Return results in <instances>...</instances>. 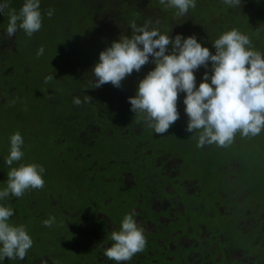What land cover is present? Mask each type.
Masks as SVG:
<instances>
[{
  "label": "trees",
  "instance_id": "16d2710c",
  "mask_svg": "<svg viewBox=\"0 0 264 264\" xmlns=\"http://www.w3.org/2000/svg\"><path fill=\"white\" fill-rule=\"evenodd\" d=\"M3 2L4 0H0V3ZM24 2L25 0H8V9L0 13V42L4 45L8 43L4 35L8 12L13 9L19 12ZM101 3L99 10L97 0H40V11L45 15L42 17L41 29L34 33L38 45L29 36L26 37V46L18 44L22 41L21 36H26L19 30L11 37L14 46L8 48L6 45V49L0 50V61L4 60L0 63V191L6 187L7 173L11 170L5 160L10 153V137L14 133L19 132L23 137L24 156L11 167L34 163L46 168L42 174L45 182L42 189H31L20 198L10 196L0 200V205L14 211L9 223L14 226L23 225L33 239V246L24 260L5 258L0 260V264H36L43 254L41 247L54 244L64 247L70 242L63 235L68 230L61 219L55 220L52 227H45L43 224L44 220L53 217L52 214H60L59 209L50 208V199L59 195V192L53 191L58 182L51 183L55 178L53 170L65 167L59 161L64 155L58 152L50 159L46 156L55 149V144L62 143L58 139L54 140L57 135L67 139L65 151H68V157L69 153H75L84 147L100 151L102 147L98 142H102L103 147L109 143L114 150H121L112 145L119 140L121 142L123 124L125 129L138 128L140 135L143 132L152 140H165V143L159 145H164L168 151L186 152L185 148L193 144L197 147L199 131H186L188 117L183 103L185 93H180L178 98L179 119L164 134H156L154 129L148 127L141 114L130 110L128 98L135 96L139 81L155 67L152 57L139 72L133 71L127 76L119 88L110 83L100 88L91 87L95 79L92 68L99 62L100 52L110 47L113 41H119L125 36L130 38V25L133 22L137 26L148 24L156 27L162 34H169L172 38L178 34L184 38L195 36L212 54H215L214 41L226 31L237 29L250 38L254 50L264 54V0H241V5L237 7H229L224 0H196V7L190 8L183 16H177L175 8H168L160 3H155V8L152 4L150 8L148 0H123V5L119 0H103ZM71 4L79 7L66 6ZM47 10L53 11L51 17L47 15ZM70 16L78 21L75 25L82 26L81 30H77V34H81V45H76L73 35L66 31L65 18L68 20ZM82 21L86 24L83 25ZM52 35H55V39L47 41ZM40 45H44V53L37 56ZM7 58L9 62L4 66ZM205 71L209 76L212 74L211 62L207 69L200 67L194 72L197 87L202 82ZM48 76L54 78L45 83ZM85 96L91 97V102H84ZM77 97L82 101L79 106L73 103ZM17 120L25 123L21 129L12 127ZM5 121L9 134L5 130L6 139H3ZM55 132L52 145L51 138ZM258 136L264 142V131ZM235 141L234 149L239 153H235L230 146L225 148L215 144L197 148L208 152L202 165L215 175L214 198L224 189L218 178L226 179L228 187L240 191V201L232 198L233 220L228 223L227 230L231 229L232 250H239L241 255L232 257L228 264H264V172H257L256 175L244 172L241 151L251 147H245L244 137L240 133L236 134ZM240 146L243 148H239ZM253 166L250 162L247 169H253ZM262 168L264 163H259L256 171ZM74 175L70 177L73 178ZM68 185L63 186L60 191L65 192L63 196L68 195ZM60 186L62 187L61 184ZM39 209L45 211V218H36ZM246 209L249 210L254 226L247 231L239 224ZM24 215H33L31 224L23 221ZM233 233L238 238L236 244Z\"/></svg>",
  "mask_w": 264,
  "mask_h": 264
},
{
  "label": "clouds",
  "instance_id": "9594fccd",
  "mask_svg": "<svg viewBox=\"0 0 264 264\" xmlns=\"http://www.w3.org/2000/svg\"><path fill=\"white\" fill-rule=\"evenodd\" d=\"M159 3L175 8L177 16L196 7V0H159ZM224 3L237 7L241 0H224ZM8 7V0H4L0 3V13ZM47 15L51 17L53 11L49 10ZM8 17L7 38L19 30L31 37L42 27L40 0H25L19 12L10 10ZM130 28V38L113 41L100 52L99 62L92 68L93 89L108 83L119 88L127 76L139 72L152 57L154 69L139 81L135 96L128 101L130 110L141 114L156 134L166 133L179 119L177 103L182 92L186 94L183 100L188 117L186 131H199L198 148L212 144L226 148L234 142L237 133L254 137L264 131V54L252 48L247 35L237 29L226 31L214 41L215 54H212L195 36L184 38L178 34L172 38L156 27L137 26L134 22ZM43 53L41 47L37 56ZM209 62L212 74L209 76L205 71L197 87L194 72L200 67L207 69ZM53 78L46 77L45 83ZM91 100L89 96L84 98V102ZM73 103L79 106L82 101L77 97ZM23 144L19 132L10 137V153L5 164L11 170L7 173L6 187L0 191V200L10 196L20 198L31 189L44 187L42 166L33 163L11 167L23 158ZM13 215L12 208L0 205V260H24L33 246V239L23 225L9 223ZM135 215L133 212L123 217L120 230L111 234L114 243L104 252L116 264L130 261L147 246L144 229L138 226ZM54 223L55 217L43 221L45 227Z\"/></svg>",
  "mask_w": 264,
  "mask_h": 264
},
{
  "label": "flooded vegetation",
  "instance_id": "af4514ba",
  "mask_svg": "<svg viewBox=\"0 0 264 264\" xmlns=\"http://www.w3.org/2000/svg\"><path fill=\"white\" fill-rule=\"evenodd\" d=\"M101 1L97 0L99 10ZM148 1L150 8L159 3ZM65 20L66 31L73 35L76 45H81L77 30L82 26L75 25L78 21L71 16ZM31 38L37 44L36 36ZM121 132V142L112 145L121 150L98 142L100 151L109 159L83 165L88 155L82 148L69 153L68 158H59L65 167L53 170L59 174L51 184L58 182L63 188L76 178L84 182L88 193L75 198L69 192L64 196L65 192H60L50 199V208L60 210L61 220L74 236L65 250L43 252L36 264H116L104 252L114 243L112 232L119 231L123 217L133 212L138 226L144 229L147 246L122 264H228L232 257H239L240 251L232 250L231 229L227 230V226L233 220L232 198L240 201V191L228 187L226 179L218 178L224 189L214 198L215 175L202 165L208 152L195 144L185 148L186 152L168 151L159 145L165 140H152L143 132L140 135L138 128L125 129L124 124ZM57 137L54 140L68 143L60 134ZM37 213V218L46 217L43 209ZM52 216L58 220L57 215ZM252 221L246 209L239 224L247 231L254 227Z\"/></svg>",
  "mask_w": 264,
  "mask_h": 264
},
{
  "label": "rangeland",
  "instance_id": "374dc122",
  "mask_svg": "<svg viewBox=\"0 0 264 264\" xmlns=\"http://www.w3.org/2000/svg\"><path fill=\"white\" fill-rule=\"evenodd\" d=\"M122 2H123V0H121V5H123ZM5 33L6 32H4V35H5ZM32 36H34V34ZM21 39H22V41L19 42L18 44H22L23 47L26 46L25 45V42L27 40L25 39V37L23 35L21 36ZM54 39H55V35H52L49 39H46V40L50 42V41H53ZM7 40H8V43H7L8 48L9 47L12 48L14 46V43L12 42V39L11 38H7ZM43 46L44 45H40L38 47V49L41 48V47H43ZM4 49H6V45H4V44H2V42H0V50H4ZM7 57H9V56H7ZM3 61L4 60L0 61V63H2ZM8 62H9V59L7 58L5 60V62L3 63V65L4 66H7ZM15 64H16V62H15ZM44 67H46V66H44ZM24 125H25V123H23L22 121H18L17 120L12 125V127L15 128V129H18V128L21 129ZM34 126L36 128V126H38V125H36V123H35ZM7 127H8V124L5 121L4 124H3V134H2V138L3 139H6L5 130H6V133L9 134V130H8ZM36 130H38V129L36 128ZM261 133H263V131ZM55 135H56V132L54 133L53 137L51 138V144L52 145H54L53 138H54ZM108 140H110V139H108ZM261 140L262 139L259 138L258 135L257 136H254V137L253 136L244 137V142L243 143H244L245 147L246 146L251 147V148H243L242 146L239 147V148H243L242 151H241V155L240 156L242 158L244 172L245 171L246 172H250V174H253V175H256L257 172L258 173L259 172H264V168L256 171L259 163L260 164L261 163H264V142H262ZM233 143H236V141L233 142ZM233 143L230 145V148H232V150L235 153H239L236 149H234L235 148V145ZM45 145H47V140L45 141ZM54 146H55V149L52 150L50 153L46 154L47 158L50 159V158L54 157L55 154L58 153V152H62L63 155H64V157L68 158V155L66 153L68 151H65V144L59 143V144H55ZM9 147H10V145H9ZM82 150H84V153H87V155H88V156L87 155L83 156V157H86L87 156L85 158L86 160H85V163L83 165H88L89 166V164H91L92 162L101 161L102 158L109 159V157L105 153H103L101 151L99 152V150H93V151H91V150H89V148H86V147L82 148ZM229 150H231V149H229ZM250 162H252L254 164V166H253L254 168L253 169H247V166H249V163ZM241 169H242V167H241ZM238 173H240L239 170H238ZM58 174H59V171H55L53 177H56ZM55 188L56 189H54L53 191L55 193H57V192L60 193L62 187L60 186L59 183H58V185ZM68 190H69V194L71 196H74L75 198L83 197L82 194L85 195L86 193H88V190H86L85 187H84V182H82L80 180H76V178L74 180H72V181L69 182ZM256 195H257V193H256ZM255 196L253 198H255ZM78 207L80 208L81 205L78 206ZM55 215H57L58 220L62 218V214H55ZM32 220H33V215H24V220L23 221L28 222V223L31 224ZM63 235L66 236L70 240H72V238L74 236V235H71V234H69L67 232H64ZM233 239L235 240V244H236V240L238 238H237V236L234 233H233ZM66 248H67L66 245H64V247H62V246H59V245L54 244V245H47L46 247H41V250H42V252H48V251H53L54 252V251H56L58 249H64L65 250Z\"/></svg>",
  "mask_w": 264,
  "mask_h": 264
}]
</instances>
